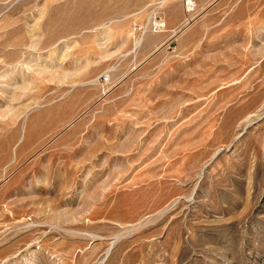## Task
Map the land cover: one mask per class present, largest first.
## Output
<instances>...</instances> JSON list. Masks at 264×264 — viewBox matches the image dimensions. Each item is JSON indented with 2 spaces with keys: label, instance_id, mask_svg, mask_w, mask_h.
<instances>
[{
  "label": "rangeland",
  "instance_id": "rangeland-1",
  "mask_svg": "<svg viewBox=\"0 0 264 264\" xmlns=\"http://www.w3.org/2000/svg\"><path fill=\"white\" fill-rule=\"evenodd\" d=\"M0 264H264V0H0Z\"/></svg>",
  "mask_w": 264,
  "mask_h": 264
}]
</instances>
